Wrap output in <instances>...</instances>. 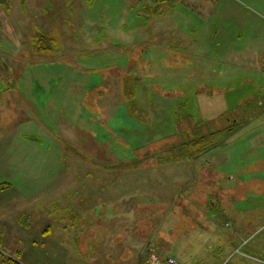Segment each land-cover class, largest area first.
I'll use <instances>...</instances> for the list:
<instances>
[{"label": "rangeland", "instance_id": "1", "mask_svg": "<svg viewBox=\"0 0 264 264\" xmlns=\"http://www.w3.org/2000/svg\"><path fill=\"white\" fill-rule=\"evenodd\" d=\"M156 2L163 15L146 17L141 10ZM35 30L59 41L53 54L31 52ZM4 62L18 74L23 68L24 81ZM115 65L132 66L145 85L176 94L173 108L195 120L253 97L264 105V0H0L2 252L23 264H95L99 257L137 264L140 255L147 264L148 256L166 252L196 264L209 262L208 246L216 245L224 254L214 264H257L264 257V113L232 145L198 157L199 170L185 162L158 166L166 141L142 150L137 168H101L97 161L118 166L130 150L116 152L74 122L94 82L90 70L105 66L106 76L114 75ZM32 77L43 82L35 105ZM93 93L86 99L91 108L108 101L114 113L121 105ZM168 107L152 135L132 115L113 122L132 132L129 140H157L163 122L175 125ZM91 123L81 120V128ZM177 185L193 188L171 198ZM211 198L225 222L206 206Z\"/></svg>", "mask_w": 264, "mask_h": 264}, {"label": "trees", "instance_id": "2", "mask_svg": "<svg viewBox=\"0 0 264 264\" xmlns=\"http://www.w3.org/2000/svg\"><path fill=\"white\" fill-rule=\"evenodd\" d=\"M85 1H87V3L93 2V0ZM174 5L175 3L172 2V4H169V8L173 9ZM159 6H161V4L156 2L148 7H143L141 11L146 13L148 12L146 15V17L148 18L151 15H163V12L160 11ZM153 9H155V12L153 11ZM56 41L57 39L54 36L42 34L35 30L33 31V43L30 47L32 50L31 52L33 54H38V57H41V54H53V52L55 51L54 48L56 44L59 43V41L58 43ZM63 63L67 62L63 61ZM3 64L6 68H8L9 73H13L15 75L18 74L15 73V71L13 72V70L8 65H6L5 62ZM68 65L79 67L75 63H68ZM105 68V66L94 67L92 70H90L89 73L94 76V82L90 85L88 84L89 89H84V95L86 96L83 99V102L80 107V112L78 113L79 122H74L76 127L83 133L88 132L89 135L91 134L95 139L94 141L103 143L105 146L111 145V147H113L115 151H118L119 153H122L121 150H130L129 158H122L118 160L117 164L120 167L112 166L110 162L97 161V164L101 168L122 169V167L125 166L137 168L141 165V162L143 161L140 160V152L142 150L148 149L151 145L156 144L159 141H166V143L164 144L165 147L162 149L160 148L161 150L155 156L156 164L158 166L163 167L168 165H177L181 164L182 162H185L190 163L193 166L194 170H199V168L197 167L198 165L196 163V159L198 157L206 156L210 152L221 148L225 149L230 144L232 145L233 141L237 139L239 140L242 136L240 135L238 137L236 135L240 132H243L246 128H250V124L264 113L263 102H261V100L257 99L256 97H253L252 99L245 100L243 103H239L234 107L229 104L227 109L222 110V112H218V115L213 118H203V120H195L192 115L184 116L179 113V110L177 111L175 108H173V105L177 106V104L172 102V97L174 98L176 94H163L162 90H158V88L152 86V84L149 82L147 83V85H145V81L139 75V72L136 73V71H134L135 69L132 66L122 68L120 65H115V68L113 69L118 70L121 73L117 72L114 73V75L108 74V76H106L105 73V70L108 69ZM26 74L27 73L25 72V70L21 68L18 75L22 79L23 77L25 78ZM108 77L109 79L107 80ZM18 83L19 81H17V83H13V86L16 88L18 86ZM30 84L32 95L35 97V99L33 100V104L35 105V103H38L37 86L43 84V82L40 78L32 77V82ZM106 85H108V87ZM45 88H47V85ZM212 89L213 93L214 89L215 92L216 90L219 91H217L218 94H221L222 92L220 91L221 88L217 89L214 87ZM46 90L48 94L47 99H49L55 91L53 82L51 83L50 87ZM93 91L95 97H101L106 95V101L107 98L112 97L114 102H120L123 108L120 111L116 112V108L121 106L116 105V107L113 108L115 112H110L112 107L109 106L108 101L107 105L104 103H100V106L103 105L102 108L96 106H94L96 108H91L90 103L87 102V100L89 97V93ZM114 91L115 94L112 95ZM153 93H157L159 95V98L152 96ZM161 95L164 96V98ZM214 96H216V94H214ZM223 103H225V101H223ZM169 105L172 106V112H170L168 116H173V113L175 112V125L169 123L168 121L165 122V124H163V122L162 127L165 129L159 130L162 134L159 135L160 138H158L157 140H152V137L150 138L146 136H144L145 139H142L141 135L140 140L137 139V136H132V138L129 140V136H131L130 134L132 132L128 131L127 127L124 126H119V128H117L116 124H114L113 122V120L116 119H124L126 120V122L130 121L131 119L129 115H132V117L136 119V121L144 124V127H147V129L145 128L146 132L145 129L143 130V134H148L149 132H151L152 135L153 129L157 127L158 123L161 121L160 118H162L164 112H167V107ZM128 111L130 112V114ZM163 118H165V115L163 116ZM81 120L87 123L92 122L91 124H93V126L91 128H89L88 126H82L81 128ZM131 129L135 128L131 127ZM52 134H54L56 140L60 143V145H62V147L65 146L64 144L66 142L64 141V138L59 135L58 132H53ZM26 139L28 140V138ZM143 140H145L144 143H142ZM35 142L41 143V141H38V139H35ZM122 145L126 148H124ZM77 153L81 154L83 152L77 151ZM149 155L152 156L151 153ZM6 187L7 185L0 186V190ZM192 188V185H177L175 187V191L171 194L170 197L176 198L179 197L178 195L180 194L188 195V193L190 192L188 190H191ZM193 199L195 200L194 202L199 206L201 205V203L204 204L201 200L202 198L200 199L198 198V196H195ZM158 200L160 201L159 198ZM206 206L210 208L209 211H212V213H216L218 215V219H221L220 221L225 222L227 217L226 213L224 211L219 210L218 204H216L212 198L210 199L209 203H206ZM2 246L3 241L0 236V257H4L6 259L7 264H23L21 261L18 260L17 257L5 255L4 252H2ZM161 256H163V254ZM198 263L202 264L201 258L197 259L196 264Z\"/></svg>", "mask_w": 264, "mask_h": 264}, {"label": "crops", "instance_id": "3", "mask_svg": "<svg viewBox=\"0 0 264 264\" xmlns=\"http://www.w3.org/2000/svg\"><path fill=\"white\" fill-rule=\"evenodd\" d=\"M212 2V1H211ZM213 3V2H212ZM220 35V31H217V34H216V36H218V37H221V36H219ZM241 42V40L239 41V43ZM251 49H253V51H255L256 49H254V47H253V45H251ZM31 73V72H30ZM28 82V81H27ZM30 82H32V78H31V81ZM30 82H28V83H30ZM29 89H31V84H30V86H29ZM32 93V92H31ZM205 208H204V204H203V210H204ZM205 211H207L206 209H205ZM205 213V212H204ZM203 213V214H204ZM213 222V221H212ZM214 223V222H213ZM233 233V232H232ZM233 238V237H232ZM231 241H232V239H231ZM230 241V242H231ZM238 241V237L235 239V241H233L234 242V244H236L235 242H237ZM232 244V243H231ZM233 244V245H234ZM224 246H222V247H218V246H216V245H213V246H208V248L209 249H212V253H209V255H208V259H210V260H212V261H210L209 260V262H207L206 260H204L203 259V263L202 264H214V263H216L215 262V260H217V259H219V257H221L223 254H224V248H223ZM226 247V246H225ZM231 247L232 246H230V247H228V248H230L231 249ZM163 252H165V251H163ZM162 255V254H161ZM166 255H168V256H170V252H166V253H164L163 254V256H166ZM172 256V255H171ZM103 258V259H102ZM105 257H99V259H98V261L97 262H95V264H106V262H110V260L108 259V258H106V259H104ZM142 257H141V255L139 256V258L137 259V264H144L145 263V261L144 260H142L141 259ZM143 261V262H142ZM146 264V263H145Z\"/></svg>", "mask_w": 264, "mask_h": 264}, {"label": "built area", "instance_id": "4", "mask_svg": "<svg viewBox=\"0 0 264 264\" xmlns=\"http://www.w3.org/2000/svg\"><path fill=\"white\" fill-rule=\"evenodd\" d=\"M257 264H264V257L258 256L255 258ZM148 264H183L173 256L161 257L159 255H151L148 257Z\"/></svg>", "mask_w": 264, "mask_h": 264}]
</instances>
